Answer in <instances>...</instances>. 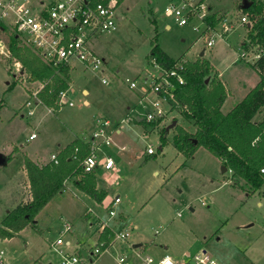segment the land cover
<instances>
[{"label": "rangeland", "instance_id": "1", "mask_svg": "<svg viewBox=\"0 0 264 264\" xmlns=\"http://www.w3.org/2000/svg\"><path fill=\"white\" fill-rule=\"evenodd\" d=\"M205 2L229 15L242 6L240 0ZM166 3L121 0L116 27L90 39V46L105 59L103 70H91L81 63L71 68L69 94L63 105L57 100L55 108L37 101L35 94L42 83L30 81L22 63L9 56L14 30L7 26L0 31V153L13 154L0 165V223L9 210L31 198L22 166L27 154L44 164L60 145L80 137L99 145L97 158L110 156L118 168L108 172L117 174L112 186L99 180L103 169L97 172V188L109 195L101 203L69 180L37 214L35 225L29 224L12 238H0L4 264H61L63 252L82 254L84 248L94 247L105 229L101 231L102 221L113 234L126 230L130 236L123 242L114 240V234L113 244L93 258L92 264H120L119 255L130 264H144L142 257L158 261L167 254L177 264H194V256L203 251L221 264H264V188L251 193L247 182L224 171L221 160L205 147H198L192 156L180 151L174 144L176 126L189 132L196 127L180 114L174 100L172 104L162 102L166 110L162 118L151 124L145 119L151 100L157 98L151 87L161 73L149 58L154 41L175 59H208L212 64L209 81L221 82L227 91L222 107L227 112L259 80L251 65L255 57L247 39L249 30L240 26L217 37L201 56L206 43L193 29L200 20L179 25L174 18L163 16ZM243 50L247 55L241 57ZM13 75L21 83L8 89ZM131 81L136 83L133 88ZM263 119L264 106L254 117ZM105 120L109 121L105 127L109 145L101 144V137L93 138ZM162 127L169 128L166 141L161 139ZM33 132L37 136L30 139ZM150 146L155 150L151 155L147 152ZM117 193L121 202L114 206L116 215L110 217V199ZM67 224L71 225L69 232H65ZM61 236L72 241L70 248L55 245ZM138 243L141 246L135 247Z\"/></svg>", "mask_w": 264, "mask_h": 264}, {"label": "trees", "instance_id": "2", "mask_svg": "<svg viewBox=\"0 0 264 264\" xmlns=\"http://www.w3.org/2000/svg\"><path fill=\"white\" fill-rule=\"evenodd\" d=\"M248 10L254 11L256 16L253 24L247 27V39L252 48L258 45L262 49L260 56L251 64L258 72L259 80L227 112L222 110L227 99L223 84L212 79L206 82L212 72V64L208 59H175L156 41L152 43L149 58L162 70H171L179 64L182 65L177 71L183 76L184 82L179 83L175 78H171L175 83L174 101L180 114L193 123L196 129L189 132L180 125L176 126L175 146L189 156H192L198 147H205L219 158L237 179L247 182L250 192L254 193L264 188V172L261 170L264 168V119L254 120L264 106V9L255 4L249 9H244L245 12ZM218 13L219 11L208 17L209 23L214 24L218 20ZM6 28L5 24L0 23V31ZM19 38L17 33L12 35L8 44L9 56L22 63V70L27 72L30 81L42 83L36 92L37 100L49 108H55L58 105L56 103L59 93L70 87V67L55 66L47 62L32 46L23 42L21 44ZM243 47H248L247 41L243 42ZM19 82L14 76L8 89ZM166 132V127L160 129L163 141H166ZM91 151L90 143L77 138L58 151L57 163L52 159L45 164H38L25 156L24 169L30 184L31 198L6 213L0 223V238H12L29 224L35 225L37 214L57 193L66 188L68 180L101 203L108 191L97 188V172H85L82 167V160ZM12 155L11 153L5 156L7 162ZM114 234L109 227H105L101 232L98 240L105 242L104 249L112 245Z\"/></svg>", "mask_w": 264, "mask_h": 264}, {"label": "built area", "instance_id": "3", "mask_svg": "<svg viewBox=\"0 0 264 264\" xmlns=\"http://www.w3.org/2000/svg\"><path fill=\"white\" fill-rule=\"evenodd\" d=\"M244 0H240L243 4ZM250 6L259 5L264 9V0H248ZM121 5V0H0V23L10 26L15 33L27 44L32 46L37 53L47 62L55 66L65 65L71 67L83 64L91 70H103L105 59L98 55L90 46V39L103 32H110L117 25V8ZM264 11V10H263ZM209 3L205 0H167L163 10L164 17H172L179 25L192 23L195 18L200 23L195 24L193 29L200 33L199 38H203L206 47H211L216 43L217 37H224L233 32L240 26L250 27L255 20L256 13L248 10L244 11L242 6L233 14L218 13V19L214 24L209 23L208 17L216 13ZM0 47L3 42L0 41ZM254 57L258 58L262 49L258 45L253 46ZM247 55L246 51L241 52V57ZM177 68H182L179 64ZM177 68L171 70H162L159 79L151 87L157 94V98L151 100V109L146 113V121H156L164 116L166 110L162 102H172L174 100L173 89L175 78L177 82H184L183 76L177 71ZM103 82L106 78L103 77ZM130 87H135V81H131ZM69 90H63L59 93L58 101L64 102L68 96ZM37 99V95L35 94ZM39 101V100H37ZM40 102V101H39ZM41 103V102H40ZM32 101L27 105L31 108ZM37 105V103L35 102ZM72 105V102H69ZM30 113H33L31 108ZM109 126V121L105 120L98 132L93 134V138H103L101 144L109 145V136L105 132V127ZM36 133H32L30 138H35ZM91 153L82 160V167L85 172H99L102 168L105 174L102 179L105 182L114 184L117 174L111 176L109 171H116L115 161L110 156L97 158L99 145L93 146L91 143ZM77 150V149H76ZM96 150V151H95ZM148 154H154L152 146L147 149ZM77 158V155L75 156ZM52 159L57 163L56 154ZM264 172V168L261 169ZM107 172V173H106ZM109 216L116 215L115 205L121 202L120 194H115L110 199ZM107 226V223H100L101 231ZM71 225H65V232H69ZM130 234L126 230L115 232L114 240L126 242ZM113 244V242H112ZM55 245L65 247L72 246V241L59 237ZM105 242L98 240L90 250L84 248L83 253L78 251L63 252L61 255V264H92L93 258L98 257L104 250ZM4 252H0V264H4ZM138 255L141 256L140 253ZM144 264H177L170 255H165L160 260L152 256L142 257ZM120 264H130L126 261L124 255L118 256ZM194 264H221L216 258L209 256L205 251L199 252L194 256Z\"/></svg>", "mask_w": 264, "mask_h": 264}, {"label": "crops", "instance_id": "4", "mask_svg": "<svg viewBox=\"0 0 264 264\" xmlns=\"http://www.w3.org/2000/svg\"><path fill=\"white\" fill-rule=\"evenodd\" d=\"M118 19H121V17H119ZM168 27H169V25H168ZM92 49H93V48H92ZM93 50H94V49H93ZM253 53H254V52H253ZM253 56H254V54H253ZM256 59H257V58H255V60H256ZM255 60H254V61H255ZM75 67H77V66H75ZM71 68H73V67H71ZM71 68H70V69H71ZM253 69H254V68H253ZM254 70H255V69H254ZM255 71H256V70H255ZM256 72H257V71H256ZM257 73H258V72H257ZM219 74H221V73L219 72ZM257 82H258V81H257ZM69 83H70V81H69ZM8 84H10V83H8ZM256 84H257V83H256ZM256 84H255V85H256ZM255 85H254V86H255ZM254 86H253V87H254ZM70 88H71V85H70V87L68 88L69 91H70ZM73 90H74V89L72 88V91H73ZM84 92H86V89L84 90ZM247 93H248V91H247ZM247 93H246V94H247ZM246 94H245V95H246ZM84 102H85V104H89V100H88V99H85ZM60 104L63 105L64 102H62V103H60ZM136 120L139 121V122H142V120H144V119H143V118H138V119H136ZM142 123H143V122H142ZM118 131H119V129H118ZM33 133H36V132H33ZM31 134H32V133H31ZM30 136H31V135H30ZM77 138H80V137H76V138L72 139L71 141H69V142H67V143H65V144H63V145H60V147L58 148V151H59L62 147L66 146L68 143L72 142L73 140H75V139H77ZM30 139H31V138H30ZM80 139H82V138H80ZM82 140H83V139H82ZM84 141H85V140H84ZM85 142H86V141H85ZM88 143H89V142H88ZM58 151H57L56 153H52V155H53V154H57ZM52 155H51V160H52ZM12 156H13V155H12ZM26 156L30 157L28 154H27ZM30 158H31V157H30ZM31 159L34 160L35 162H37L35 159H33V158H31ZM51 160H50V161H51ZM24 161H25V159H24ZM24 161H23V165H22V166H23V169H24ZM48 162H49V161H48ZM37 163H38V164H41V163H39V162H37ZM46 163H47V162H46ZM42 164H43V163H42ZM44 164H45V163H44ZM100 169H102V168H99V170H100ZM24 172H25V174H27V172H26L25 170H24ZM14 174H15V172L13 173V175H14ZM13 175H11V176L9 177L8 182L11 180L10 178H11ZM99 180H100L101 182L103 181V179H102L101 177L99 178ZM68 181H69V180H68ZM68 181H67V182H68ZM8 182H7V183H8ZM29 186H30V184H29ZM111 186H112V184H111ZM76 188H77V187H76ZM108 196H109V195H108Z\"/></svg>", "mask_w": 264, "mask_h": 264}, {"label": "water", "instance_id": "5", "mask_svg": "<svg viewBox=\"0 0 264 264\" xmlns=\"http://www.w3.org/2000/svg\"><path fill=\"white\" fill-rule=\"evenodd\" d=\"M250 6V2H248V0H244L243 4H242V8L246 9ZM205 53V50H202L200 55H204ZM209 79H206V82H208ZM176 124V120L173 121V123L171 124V126L175 125ZM169 128H167L168 130ZM7 161L5 159V156L3 154L0 153V165L1 164H5ZM223 170L226 171L227 170V167L225 165H223ZM135 247H139L141 246V243H138V244H134Z\"/></svg>", "mask_w": 264, "mask_h": 264}]
</instances>
